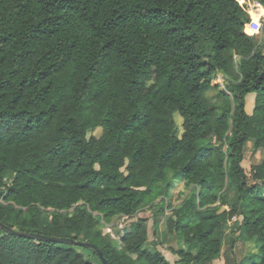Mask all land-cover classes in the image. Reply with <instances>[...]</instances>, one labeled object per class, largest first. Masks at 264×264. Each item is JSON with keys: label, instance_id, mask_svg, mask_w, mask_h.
Segmentation results:
<instances>
[{"label": "trees", "instance_id": "16d2710c", "mask_svg": "<svg viewBox=\"0 0 264 264\" xmlns=\"http://www.w3.org/2000/svg\"><path fill=\"white\" fill-rule=\"evenodd\" d=\"M249 21L237 0H0V221L110 264H211L234 222L231 243L257 249L245 264H264V24ZM80 249L0 229V264H92Z\"/></svg>", "mask_w": 264, "mask_h": 264}, {"label": "rangeland", "instance_id": "374dc122", "mask_svg": "<svg viewBox=\"0 0 264 264\" xmlns=\"http://www.w3.org/2000/svg\"><path fill=\"white\" fill-rule=\"evenodd\" d=\"M240 5H242L245 10L247 11L250 20H255L260 29L256 31L257 33H261L263 24H264V9L262 11H259V7L257 5V1L255 0H237ZM258 13V16H257ZM256 15V17H255ZM249 31L254 32L255 30H251L248 28ZM212 85L217 88L212 89L208 92V96L211 99V101L215 103H219L220 99H218V92L219 90H224L226 93L228 92L226 90V81L221 73H218L216 77L212 81ZM245 110L248 113H251L253 105H254V93H249L245 97ZM175 122L177 124V130L178 134H180L182 128H181V117L175 113L174 115ZM259 157H261V153L256 152L252 153V150L250 148V143L246 145L243 151V160L241 162L242 167L244 168L245 172L250 176V165L252 162H256ZM189 192V189L186 188L182 182H176L172 189L170 190V197H168L169 204L176 205L178 204L181 199ZM154 214V216H153ZM139 215L142 217L148 218V239L149 241L158 240V242L163 241L158 248L160 251L165 255V257L173 262L177 259V256L174 255L170 250V246L176 247L178 245V240L176 238H171L167 235H165V226H164V220L165 216L157 213V208H150V207H144L140 212ZM158 219V222L156 225H153V219ZM116 219L111 220L110 223H102L100 226V230L104 235H108L110 238H114L115 236V227L119 228L121 227V223L119 222L113 227V222H115ZM234 222H231L230 225L226 227L225 230V236L223 240V247L222 252L219 258L215 259L211 264H234V263H240L242 260H244V263L248 261V256L256 252V247L252 245L249 242L243 241L240 238H237V240L232 244L231 243V237L233 233L230 232V229L232 228ZM80 252L83 254V256L90 261L92 264H101L97 257H95L92 252L86 249H80ZM248 257L247 259H245ZM256 257H253V259Z\"/></svg>", "mask_w": 264, "mask_h": 264}, {"label": "water", "instance_id": "95a60500", "mask_svg": "<svg viewBox=\"0 0 264 264\" xmlns=\"http://www.w3.org/2000/svg\"><path fill=\"white\" fill-rule=\"evenodd\" d=\"M0 229H2L3 231L9 234H13V235L20 236V237H27V238H31L37 241L64 243V244L79 246L85 249H92L95 251V253L97 254L102 264H110L108 260L103 256L102 252L92 242H88V241L80 240V239H74L71 237L46 236V235L38 234L34 232L20 231L18 229L7 226L1 221H0Z\"/></svg>", "mask_w": 264, "mask_h": 264}, {"label": "built area", "instance_id": "2783aa9c", "mask_svg": "<svg viewBox=\"0 0 264 264\" xmlns=\"http://www.w3.org/2000/svg\"><path fill=\"white\" fill-rule=\"evenodd\" d=\"M247 26H248V28H250L251 30H255V32L258 31V30L260 29L258 23H257L255 20H250ZM235 219H236V217L233 216V217L231 218V221H234Z\"/></svg>", "mask_w": 264, "mask_h": 264}]
</instances>
